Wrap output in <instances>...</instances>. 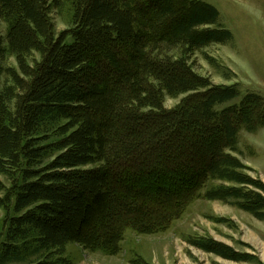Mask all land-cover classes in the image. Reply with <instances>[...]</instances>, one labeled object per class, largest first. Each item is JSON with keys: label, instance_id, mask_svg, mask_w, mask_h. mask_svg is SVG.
Instances as JSON below:
<instances>
[{"label": "trees", "instance_id": "obj_1", "mask_svg": "<svg viewBox=\"0 0 264 264\" xmlns=\"http://www.w3.org/2000/svg\"><path fill=\"white\" fill-rule=\"evenodd\" d=\"M71 6V27L57 33L61 0H0V174L10 182H0V264H74L71 243L117 255L127 230L161 232L197 197L264 220V183L234 154L240 128L264 127V100L246 94L219 108L239 88L194 67L197 52L232 40L218 9L203 0ZM166 98L179 100L167 108ZM186 241L249 260L211 237Z\"/></svg>", "mask_w": 264, "mask_h": 264}, {"label": "rangeland", "instance_id": "obj_2", "mask_svg": "<svg viewBox=\"0 0 264 264\" xmlns=\"http://www.w3.org/2000/svg\"><path fill=\"white\" fill-rule=\"evenodd\" d=\"M203 1L218 9V21L231 31L232 40L197 52L193 57L195 70L208 76L215 85L235 84L239 88V97L219 108L238 106L246 94L253 93L264 100V0ZM61 3L62 7L51 13L57 33L71 27V0H61ZM5 30L6 24L0 19V38H4ZM6 64L15 66L14 59L9 57ZM178 100L166 98L165 106L171 108ZM208 150V147L201 150L204 158ZM238 150L234 154L245 165V173L264 183V127L254 133L240 128ZM146 176L155 177L153 173ZM0 182L10 186L9 180L1 174ZM219 183L216 181L214 185ZM145 184L142 182L138 186H145L152 193L154 183ZM216 218L226 221L218 222ZM3 219L4 212L0 209V242L3 239ZM188 236L211 237L249 256L250 261H233L204 252L191 246L186 241ZM65 255L74 264H132V260L138 257L151 264H264V220L235 205L197 197L189 200L183 213L161 232L143 235L127 230L117 255L88 251L74 243L66 246Z\"/></svg>", "mask_w": 264, "mask_h": 264}]
</instances>
